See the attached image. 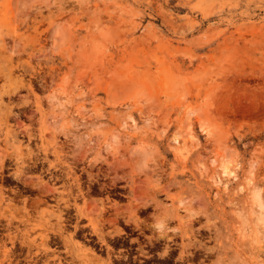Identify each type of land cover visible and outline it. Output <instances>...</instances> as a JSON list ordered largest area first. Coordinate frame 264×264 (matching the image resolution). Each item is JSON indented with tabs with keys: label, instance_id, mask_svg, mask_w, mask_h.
<instances>
[{
	"label": "rangeland",
	"instance_id": "rangeland-1",
	"mask_svg": "<svg viewBox=\"0 0 264 264\" xmlns=\"http://www.w3.org/2000/svg\"><path fill=\"white\" fill-rule=\"evenodd\" d=\"M138 244L264 264V0H0V264Z\"/></svg>",
	"mask_w": 264,
	"mask_h": 264
},
{
	"label": "flooded vegetation",
	"instance_id": "flooded-vegetation-1",
	"mask_svg": "<svg viewBox=\"0 0 264 264\" xmlns=\"http://www.w3.org/2000/svg\"><path fill=\"white\" fill-rule=\"evenodd\" d=\"M135 230H138V228H135ZM125 236L122 237V241H125L127 243H133L136 241H144L145 239H148L151 237V235L145 233V230H138V232L135 235H132L131 233L125 232ZM88 240H92V238H87ZM148 242L153 244L151 240H148ZM131 246H128L126 248H123V250L127 251L122 257V260L124 261L123 264H162L159 261H157V257L154 256V254L146 255L143 258L138 257L139 255H142L141 253H138V250L141 248V246L138 244L137 246L133 247L134 253L130 252ZM173 249H179V247H174ZM190 257L187 258H180V251H177V254L173 256V260L175 261L174 264H207L206 257L207 255L204 254V256H197V253L190 252Z\"/></svg>",
	"mask_w": 264,
	"mask_h": 264
},
{
	"label": "bare ground",
	"instance_id": "bare-ground-1",
	"mask_svg": "<svg viewBox=\"0 0 264 264\" xmlns=\"http://www.w3.org/2000/svg\"><path fill=\"white\" fill-rule=\"evenodd\" d=\"M122 73V72H121ZM158 91V90H157ZM204 129H206V130H208L210 133H211V131H212V126L207 122V121H204ZM22 167H24V166H22ZM22 169H24V168H22ZM15 176L16 177H19L20 178V176H21V174H20V172H16L15 173ZM22 178V177H21ZM263 207V206H262ZM263 214V213H262ZM8 251V250H7Z\"/></svg>",
	"mask_w": 264,
	"mask_h": 264
}]
</instances>
